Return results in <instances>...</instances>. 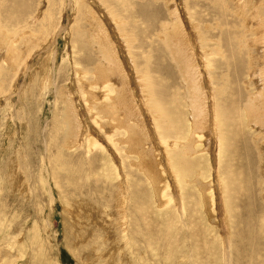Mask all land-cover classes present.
Listing matches in <instances>:
<instances>
[{
    "label": "rangeland",
    "instance_id": "rangeland-1",
    "mask_svg": "<svg viewBox=\"0 0 264 264\" xmlns=\"http://www.w3.org/2000/svg\"><path fill=\"white\" fill-rule=\"evenodd\" d=\"M87 1L0 0V264H264V0Z\"/></svg>",
    "mask_w": 264,
    "mask_h": 264
},
{
    "label": "bare ground",
    "instance_id": "bare-ground-1",
    "mask_svg": "<svg viewBox=\"0 0 264 264\" xmlns=\"http://www.w3.org/2000/svg\"><path fill=\"white\" fill-rule=\"evenodd\" d=\"M65 1V0H64ZM92 1H95V3L97 4L96 6H98V9H99V11H102V12H104V13H102V14H98L99 15V17L100 16H102V17H104V14L106 15L107 13H105V11H103V9H104V7H105V4H104V2L103 3H101L100 2V0H88L87 2L89 3V4H92L93 2ZM179 1V3H178V6H180V4H181V2L180 1H182V0H178ZM72 2V1H71ZM75 2V1H74ZM79 2V1H78ZM75 5V4H74ZM77 5H78V3H77ZM90 6V5H89ZM91 7H92V5H91ZM182 7V6H181ZM74 8V7H73ZM40 9V8H39ZM105 9H106V7H105ZM40 11V10H39ZM63 12V11H62ZM74 12V11H73ZM99 13V12H98ZM38 14V13H37ZM40 16H41V14H40ZM264 16V15H263ZM108 17V16H107ZM189 18V17H188ZM264 18V17H263ZM46 20V19H45ZM47 20H49V16H47ZM51 20V19H50ZM34 21V20H33ZM32 21V22H33ZM189 22L190 21H188V25H190L189 24ZM112 23L116 26H118L119 28L117 29L118 30V32H119V34H120V37L119 36H117V38H118V41L120 40V41H123L122 40V38H123V36H121V29H120V25L118 24V22L114 19V21H112ZM110 26H111V24H110ZM190 27H191V25H190ZM112 28H114V27H112ZM190 30L192 31L191 32V34H189L190 35V38H192L193 40H194V42L196 41L198 44H199V41H198V34H197V31L195 30V28H193V27H191L190 28ZM115 31V30H114ZM113 33H115V32H113ZM116 34V33H115ZM192 35V36H191ZM38 39V38H37ZM41 39V38H40ZM39 40V39H38ZM200 40V39H199ZM36 40H34L33 42H35ZM113 41H114V39H113ZM189 41H190V39H189ZM39 42H40V40H39ZM42 42V41H41ZM40 42V43H41ZM193 42V43H194ZM181 43V42H180ZM124 46V45H123ZM261 47V46H260ZM76 48V47H75ZM118 48V47H117ZM126 48H128V47H126ZM124 49V48H123ZM129 49V48H128ZM24 50H27V48L26 49H24ZM195 50H196V57L198 58L199 57V60L200 61H203V65H205L206 64V61H205V59H204V55L202 54V52H201V50H199V48H198V45H196V47H195ZM125 51V50H124ZM185 51V50H184ZM2 52V51H1ZM10 52V50H9V48H8V52L7 53H9ZM120 52V51H119ZM28 53V52H27ZM121 55H122V53H120ZM181 55V54H180ZM127 56V55H126ZM128 56H129V53H128ZM184 56V55H183ZM121 58H123L122 56H121ZM128 58V57H127ZM201 58V59H200ZM204 59V60H203ZM130 60H131V62H130V64L128 65V69H130V70H132L133 71V63H132V56L130 55ZM207 60V59H206ZM199 65V66H201V68H202V66L203 65ZM114 65V64H113ZM47 68V67H46ZM100 69H102V67L100 68ZM19 70V69H18ZM202 70H203V68H202ZM104 71V72H103ZM102 72H103V79H104V83H101V81H100V83H97L96 81L97 80H99L98 79V75L99 74H97L96 72H95V74H94V76H95V79H94V82L92 81V82H89V87L90 86H93V88L91 89V90H89L87 93H86V101H85V103L87 104V113H89L90 115H91V118L94 120V123H96L95 122V119H96V116H99V114L101 113V114H105L106 115V117H107V119H108V121L109 122H111V129H116L117 127H118V125H113V124H116L115 122H117L118 121V118L121 120L122 118H124L123 117V114H121L122 112H121V110H119V111H113V107L115 106V102L111 99V101H110V103L108 104L109 106L108 107H106L105 106V104H102V103H98V98H102L101 96L102 95H98L97 94V92H95V88L94 87H98V86H101L102 87V89H103V87H104V89L106 90V91H109L110 92V87H109V85L107 86V88L105 87V84L107 83V80H108V78H109V72H108V69H107V67L105 68V69H103L102 70ZM204 72V71H203ZM206 72V71H205ZM122 75V74H121ZM134 75V74H133ZM206 76H208V74L206 75ZM101 77V76H100ZM122 77H123V75H122ZM124 78V77H123ZM134 78V77H133ZM72 79H73V77H72ZM135 79V78H134ZM73 82H74V80H72ZM109 82H110V80H108ZM114 81L117 83L116 84V86H118V83H119V80H118V77H117V79L115 78L114 79ZM135 81V80H134ZM115 82H113V84H115ZM73 84V83H72ZM121 85V84H120ZM136 85V84H135ZM137 86V85H136ZM72 87V86H71ZM133 87V86H132ZM211 87V86H210ZM135 88V87H134ZM138 88V87H137ZM102 91V90H101ZM77 92V91H76ZM139 93V92H138ZM214 93V92H213ZM106 94V93H105ZM72 95H74V94H72ZM213 97V96H212ZM141 98V97H140ZM75 99V98H74ZM138 99H139V97H138ZM80 100V98H78V101ZM103 100V99H102ZM101 100V101H102ZM77 101V102H78ZM104 101H105V98H104ZM140 101V100H139ZM77 108V107H76ZM108 110H111V113L110 112H108ZM79 115H80V112H79ZM217 115V114H216ZM215 115V116H216ZM84 117V116H83ZM82 117V118H83ZM191 116H188V120H189V122L191 121V118H190ZM217 119V118H216ZM86 121V120H85ZM86 124V123H85ZM192 125H193V123H192V121L190 122V125L189 126H191L192 127ZM216 126V125H215ZM87 129V128H86ZM85 129V130H86ZM89 129V128H88ZM189 130H190V128H189ZM90 131L88 130V133H89ZM97 132V131H96ZM87 133V132H86ZM188 133H189V131H188ZM197 133H199V132H197ZM214 133V132H213ZM98 134V133H97ZM90 135V134H89ZM88 135V137L87 138H83L84 139V143H85V145H86V150L87 149H91V148H94V147H96L97 146V144L99 145V143H96L97 141L95 140V138H96V136H95V138L93 139V137L90 135L89 136ZM100 135V134H99ZM189 135V134H188ZM217 135V134H216ZM84 136H85V134H84ZM110 138V137H109ZM99 140V139H98ZM111 142L109 141L107 144L108 145H110L112 148H113V146L110 144ZM208 143H209V141H208ZM92 144V147H90V145ZM220 145V144H219ZM99 148H101V149H105V147L103 146V144H101L100 146H99ZM262 149V148H261ZM114 150V149H113ZM113 150H111V151H113ZM116 152V151H115ZM218 152V151H217ZM264 152V151H263ZM109 154L110 155H112V153L109 151ZM264 154V153H263ZM117 156V155H116ZM218 156V155H217ZM56 157V156H55ZM57 158V157H56ZM55 160V159H54ZM171 163V162H170ZM14 168V167H13ZM175 169V168H174ZM118 173V172H117ZM116 175V174H115ZM118 176V175H117ZM116 176V177H117ZM167 187V186H166ZM19 188V187H18ZM221 188V187H220ZM157 190V189H156ZM222 191V190H221ZM161 192V191H160ZM163 198V197H162ZM167 201V200H166ZM69 207V206H68ZM224 213V212H223ZM248 232V231H247ZM246 235H247V237L248 236H252V239H250L249 240V243L251 242V240H253V238L255 237V232L254 233H251V232H249V233H246ZM229 237V236H228ZM33 238V237H32ZM255 239V238H254ZM27 242V241H26ZM246 242V241H245ZM247 243V242H246ZM252 248V247H251ZM251 250V249H250Z\"/></svg>",
    "mask_w": 264,
    "mask_h": 264
}]
</instances>
